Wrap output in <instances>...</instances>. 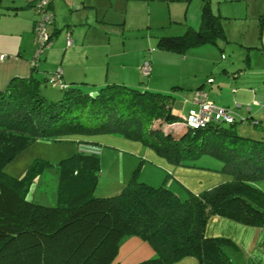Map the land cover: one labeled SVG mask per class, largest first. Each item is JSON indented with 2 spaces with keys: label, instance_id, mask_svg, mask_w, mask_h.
Here are the masks:
<instances>
[{
  "label": "trees",
  "instance_id": "16d2710c",
  "mask_svg": "<svg viewBox=\"0 0 264 264\" xmlns=\"http://www.w3.org/2000/svg\"><path fill=\"white\" fill-rule=\"evenodd\" d=\"M201 1L199 30L158 38L159 48L185 51L224 37L221 16L210 0ZM31 69L29 77L13 78L0 91V264H113L130 237L146 241L155 252L138 264H174L186 257L232 264L227 250L234 243L207 238L208 219L221 216L264 227V189L256 187L264 179V138L240 137L235 123L165 133L160 124L182 123L173 112L174 98L125 85H106L94 95L66 86L62 100L48 102L41 95L48 75L41 79L37 68ZM142 104L151 114L147 125L139 120ZM78 134L138 141L174 166H192L187 161L207 155L223 164L221 172L230 180L181 199L165 184L154 188L133 176L118 195L97 198L100 159L77 153L59 162L57 205L46 207L28 197L42 163L31 165L20 179L5 173L33 142Z\"/></svg>",
  "mask_w": 264,
  "mask_h": 264
},
{
  "label": "rangeland",
  "instance_id": "374dc122",
  "mask_svg": "<svg viewBox=\"0 0 264 264\" xmlns=\"http://www.w3.org/2000/svg\"><path fill=\"white\" fill-rule=\"evenodd\" d=\"M6 1H0V8L9 5ZM79 1H77V4H79ZM96 1L101 2L100 6L102 8L108 6L103 13L105 21H102L103 23L99 21L93 23L94 28H98L101 34L97 32L88 35V38L91 37L90 43L97 51L96 59L101 60L99 65L102 78L108 72V50L112 61L111 70L117 68L116 70L120 71L122 61L125 60L128 63L127 72L129 74L130 62L135 59L150 61L151 75L143 77L137 69L134 86L148 92L171 95L174 98L173 112L181 119L186 118L189 110L195 108L185 103V98L188 97L186 100H190L193 92L199 89L198 87H202L206 90L212 102L229 110L236 120L247 118L246 122H233L237 124V135L257 140L264 138V121L260 122L259 127H256L252 123L256 120L247 116L242 118L239 113L241 110L235 109L239 88H243L249 83H254L256 91L264 95V47H258L260 45V41H258L259 31L255 33V28L250 29L249 22L236 20L241 18L246 10L245 0H240L234 5L221 2V0H210L212 9L217 12L218 8L222 17L225 16L221 13L222 8L228 4L236 19L221 17L224 37H218L212 43L190 47L185 51L163 50L158 47L157 41L161 37L181 36L188 28L199 30L201 25V0ZM249 1L252 2L253 0ZM13 3L25 4V0H13ZM70 3H72L71 0L68 2L67 11L74 13L77 5H71ZM93 11L95 12V9ZM59 37L60 35L57 39ZM60 59L61 57L53 60L54 62L43 61L39 64L40 74H46L43 73V70L52 72L50 71L52 69L53 72H56L63 69L68 60L65 61L64 65V62H60ZM76 60L73 57L68 64L76 75L78 74L76 78H79L77 82L79 83L80 80H84L87 72L90 75L91 72L90 70L87 71V66L85 67V63L82 62L74 67ZM250 65L251 69L248 68ZM43 67H46V69H43ZM41 75L38 76L42 79ZM63 84L67 86V84ZM79 86L84 92H89L84 85L79 83ZM63 93L62 89L53 87L50 83L41 86V95L48 102H59L62 100ZM91 95L94 94L91 93ZM140 107L139 120L142 122L141 125H147L150 121L149 118H151L149 117L151 114L149 113L148 104H142ZM262 108H264V103H262ZM182 123L171 126L160 124L159 127L168 133L171 128L173 131L175 129L178 131L183 126ZM95 136L98 137V135H67L33 142L19 152L6 165L4 171L8 175L20 179L26 174L31 165L36 162L42 163L44 165L43 170L33 183L28 197L35 204L46 207L57 205V191L60 180L59 162L82 152L87 154V152L93 151L100 159L101 173L94 192V196L97 198H109L118 195L133 176L138 182L158 188L160 183L158 170L147 161H144L146 159L144 151L148 147L143 144V149L101 147L103 145L93 143L96 142L93 140ZM123 139L125 138L123 137ZM187 163L209 169L222 167L221 162L207 155L201 156L195 161H187ZM227 178L225 180L230 179ZM256 183V187L264 189V179ZM184 196L180 195L179 197L183 198Z\"/></svg>",
  "mask_w": 264,
  "mask_h": 264
},
{
  "label": "crops",
  "instance_id": "0c3cea01",
  "mask_svg": "<svg viewBox=\"0 0 264 264\" xmlns=\"http://www.w3.org/2000/svg\"><path fill=\"white\" fill-rule=\"evenodd\" d=\"M36 1L38 0H25V4H17L13 3V0H7L6 3L9 5L5 8H0V55L6 56L3 60H0V91L4 90L13 78H27L31 75L32 69L30 61L35 51L33 44V27L37 20V16L33 11V5ZM69 1L70 0H53L52 2L51 9L55 21L54 25L49 28V32L54 37V44L50 49L44 52L39 64L43 61L54 62L53 60H57L61 57L62 60L60 59V62H64L65 65L66 60L70 63V59L75 57L77 60L74 67L82 62L85 63V67L87 66V71L90 70L91 72L90 75V73L86 71V77L79 82L86 87L87 91H89L88 93L94 94L98 88L105 84H119L132 88H139L138 86H134V82L136 81L134 78H137V69L139 70V67L146 60L141 61L135 59L130 62L129 74L127 72L128 63L125 60L122 61L120 71L116 70L117 68L111 70L112 61L110 51L108 50V72L104 78L101 77L99 65L101 60L98 61V59H96L97 51L90 43L91 37L88 38V35L89 33H100L98 28H94L93 23H97L96 21H105L103 13L108 6L102 8L100 6L101 2H97L96 0H80L78 2L79 4H77L78 0H71L72 3L70 4L77 5V7L74 13H69L67 11ZM239 1L240 0H221V2H227L228 4L232 3L233 5ZM245 3L246 10L245 12L242 11L244 14L241 18L236 19V17L233 16L228 4L223 6L221 13L225 15L223 17L226 19L249 22L250 29L255 28V33L259 31L258 41H260V45H258V47H264V0H253L252 2L245 0ZM93 9H95V12ZM217 12L216 13L222 17V15L219 14L218 8ZM59 35L60 37L57 39ZM67 36L72 39V46L70 47L66 45ZM68 62L66 66L61 69V81L67 84V86L80 87L79 83H77L79 78H76L78 74L76 75ZM248 68L251 69V65L250 67L248 66ZM43 69H46V67H43ZM39 70L40 68L38 65L36 69L37 76L41 75ZM50 71L53 72L52 69ZM52 72H45L43 70V73L46 74L41 76L45 78L47 75L54 73ZM254 87L256 88L254 83H249L247 86L239 88L235 109L241 110L239 113L242 118L247 116L260 123L264 121V108H262L264 95H261ZM187 98L188 97L185 98V103L192 106V97L190 100H186ZM249 105L251 107H248ZM180 129L181 128H179V130ZM178 131L176 129L174 130V132ZM93 140L96 141L93 143L103 145L101 147L112 146L133 149H143L144 147L142 143L131 142L123 139V137L119 135H98V137L95 136ZM144 152L146 157L144 161H147L159 172L157 173L159 174L158 179L160 181L158 185L162 186L165 184L166 187L178 197L180 195H185L183 198L179 197L181 199L186 198L188 192L199 194L220 183L230 180L228 179L230 178L228 174L221 172L223 164L221 168L213 169L193 166L194 164L186 167L174 166L169 164L165 159L157 156L151 149L146 148ZM82 153L86 154L84 152ZM87 154H95V152L91 151L87 152ZM166 176L169 180L167 178L165 179ZM226 178L228 180H225ZM161 179L163 180L161 181ZM205 236L207 238H224L234 243L235 246L227 250L232 264H264V227L244 225L225 217L212 216L208 219L205 226ZM154 256V250L146 241L138 237H131L121 243L114 264H138L152 259ZM174 264L202 263L193 257H186Z\"/></svg>",
  "mask_w": 264,
  "mask_h": 264
},
{
  "label": "built area",
  "instance_id": "2783aa9c",
  "mask_svg": "<svg viewBox=\"0 0 264 264\" xmlns=\"http://www.w3.org/2000/svg\"><path fill=\"white\" fill-rule=\"evenodd\" d=\"M53 0H38L33 5V11L37 16V20L33 27V44L35 47L34 56L30 61L31 68H37L42 55L54 44L52 34L49 32V28L53 25L54 14L51 9ZM67 47L72 46V39L67 36ZM5 56L0 55V60H3ZM139 71L143 77H149L151 75V63L145 61L140 67ZM61 70H57L53 74L48 75V82L53 87L60 89H66V86L61 81ZM191 104L193 107L189 110L186 118H183L182 125L191 129L203 128L209 124H232L234 121L246 122V119L236 120L233 114L222 107L217 106L209 99V95L204 88H199L194 91ZM255 126L259 122H252Z\"/></svg>",
  "mask_w": 264,
  "mask_h": 264
}]
</instances>
